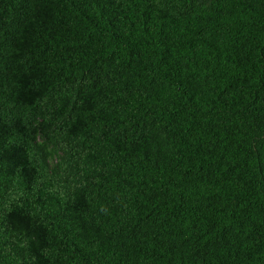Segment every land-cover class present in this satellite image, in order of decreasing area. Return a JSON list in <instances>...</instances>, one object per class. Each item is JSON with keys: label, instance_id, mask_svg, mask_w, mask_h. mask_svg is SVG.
I'll list each match as a JSON object with an SVG mask.
<instances>
[{"label": "trees", "instance_id": "16d2710c", "mask_svg": "<svg viewBox=\"0 0 264 264\" xmlns=\"http://www.w3.org/2000/svg\"><path fill=\"white\" fill-rule=\"evenodd\" d=\"M0 264H264V0H0Z\"/></svg>", "mask_w": 264, "mask_h": 264}]
</instances>
